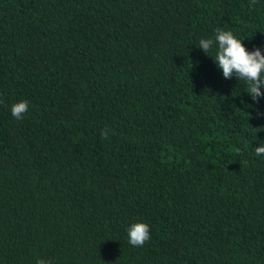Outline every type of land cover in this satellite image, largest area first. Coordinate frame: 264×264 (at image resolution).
I'll use <instances>...</instances> for the list:
<instances>
[{
  "label": "trees",
  "instance_id": "16d2710c",
  "mask_svg": "<svg viewBox=\"0 0 264 264\" xmlns=\"http://www.w3.org/2000/svg\"><path fill=\"white\" fill-rule=\"evenodd\" d=\"M217 29L264 54V0H0V264H264V96Z\"/></svg>",
  "mask_w": 264,
  "mask_h": 264
},
{
  "label": "clouds",
  "instance_id": "9594fccd",
  "mask_svg": "<svg viewBox=\"0 0 264 264\" xmlns=\"http://www.w3.org/2000/svg\"><path fill=\"white\" fill-rule=\"evenodd\" d=\"M216 46L215 56L209 55L213 46ZM203 52L211 56L217 67L222 70L223 77L230 79L235 75L239 81H243L247 88V93L253 101L258 102L264 96V54L260 48L249 51L242 43L241 39L236 38L231 31L217 29L215 40L202 38L197 46ZM28 110V102L25 100L14 103L11 107V114L16 119H22L23 114ZM109 129L102 130L101 136L108 139ZM257 156L264 154V141L259 147H255ZM128 242L132 246L140 247L150 239V227L144 222H135L128 229ZM36 264H50L49 261L37 259Z\"/></svg>",
  "mask_w": 264,
  "mask_h": 264
}]
</instances>
